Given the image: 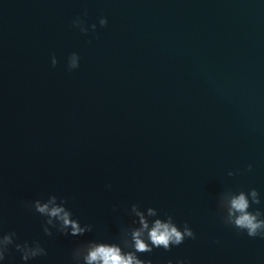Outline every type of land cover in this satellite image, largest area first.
Wrapping results in <instances>:
<instances>
[{
	"label": "water",
	"instance_id": "95a60500",
	"mask_svg": "<svg viewBox=\"0 0 264 264\" xmlns=\"http://www.w3.org/2000/svg\"><path fill=\"white\" fill-rule=\"evenodd\" d=\"M251 188L264 211V0H0V227L47 250L0 264L119 243L133 204L196 234L138 253L151 264H264L218 209ZM50 195L92 231L45 235L25 203Z\"/></svg>",
	"mask_w": 264,
	"mask_h": 264
},
{
	"label": "clouds",
	"instance_id": "9594fccd",
	"mask_svg": "<svg viewBox=\"0 0 264 264\" xmlns=\"http://www.w3.org/2000/svg\"><path fill=\"white\" fill-rule=\"evenodd\" d=\"M100 25L107 24L106 18H100ZM73 25L80 28L81 32H87L79 18L73 21ZM95 30L96 25L91 26ZM79 56L73 53L68 58V70L79 66ZM57 60L52 57V66ZM252 170L249 164L247 171ZM233 175L232 172L228 173ZM260 195L255 188L247 191H225L218 200V209L223 214V223L233 227L239 232H246L249 237L264 238V211L257 208L249 211L253 204L259 205ZM67 201L56 195H50L47 200L35 199L25 203L29 211H34L45 218L43 232L52 236V229L62 235L73 237L84 236L92 231L91 224L81 225L79 219H74L72 211L66 207ZM129 215L134 216L131 225L120 230L119 243H109L98 240H88L80 243L72 250V264H151L150 260L141 259L138 253H151L154 248H163L170 251L173 246L181 245L186 239H195L196 234L185 222L178 226L171 215L165 214L160 218L158 210L147 207L142 210L139 204L131 206ZM2 226V220H0ZM14 247L24 262L34 260L47 255V250L39 241L17 242L15 232H4L0 227V261L6 259L10 248ZM168 264H173L171 260ZM177 264H184L178 261Z\"/></svg>",
	"mask_w": 264,
	"mask_h": 264
}]
</instances>
